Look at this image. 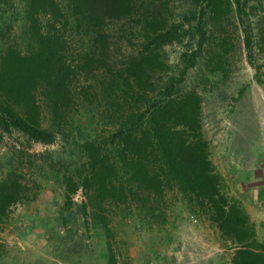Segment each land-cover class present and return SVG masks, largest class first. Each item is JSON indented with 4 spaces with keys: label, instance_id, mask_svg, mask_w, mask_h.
Here are the masks:
<instances>
[{
    "label": "rangeland",
    "instance_id": "1",
    "mask_svg": "<svg viewBox=\"0 0 264 264\" xmlns=\"http://www.w3.org/2000/svg\"><path fill=\"white\" fill-rule=\"evenodd\" d=\"M26 1L0 0V58L8 47L25 53L34 44ZM240 4L243 22L235 0H133L129 12L102 26L106 50L100 38L60 27V53L74 71L70 95L56 103L59 121L48 91L37 93L36 120L55 133L53 141L33 142L0 123V180L15 171L26 192L0 222V264H228L231 249L176 190L151 204L130 196L120 202L114 193L98 192V178L84 166L89 142L112 160L116 121L161 99L166 87L174 96H200L201 130L222 188L248 213L264 242V2ZM39 18L45 22L48 15ZM167 30L174 41L159 43L158 34ZM65 175L79 184L88 178L69 204ZM110 177L106 173V182ZM88 200L102 206L106 225L90 204L84 208Z\"/></svg>",
    "mask_w": 264,
    "mask_h": 264
},
{
    "label": "trees",
    "instance_id": "2",
    "mask_svg": "<svg viewBox=\"0 0 264 264\" xmlns=\"http://www.w3.org/2000/svg\"><path fill=\"white\" fill-rule=\"evenodd\" d=\"M235 1L243 22L240 0ZM132 2L26 1L28 31L34 44L25 53L8 47L0 58V123L4 131L15 128L33 142L47 144L53 141L55 133L41 128L36 120L37 93L44 95L48 91L50 96L47 98L55 105L53 113L59 121L56 103L70 95V78L74 70L60 53L65 42L58 32L70 28L76 34L100 38L98 43L106 50L102 26L108 19L129 12ZM39 15H48V18L42 22ZM244 32L248 61L253 66L250 37L245 27ZM157 37L161 38V44L174 41L169 30ZM260 40L264 43V23ZM84 58L90 60V52H86ZM186 69L181 70L179 82ZM166 89L161 99L131 110L124 120L116 121L109 145L113 151L112 160L107 154L101 155L92 143L86 144L90 152L84 166L88 167L92 177L98 178V192L114 193L120 202L127 201L130 196L139 203L151 204L159 202L167 190H176L189 211L208 221L218 232L224 248L231 249L228 264H264V242L257 239L248 213L223 190L221 176L210 159L208 141L201 130L200 96L194 91L174 96L172 88ZM106 173L113 179L110 177L106 182ZM63 181L67 204L80 185L84 189L88 186V178L79 184L73 175H65ZM24 198L26 192L20 176L15 171L8 172L0 180V222ZM92 203L88 200L83 206L86 208V204H90L97 221L106 225V216L100 212L102 206L97 204L95 207Z\"/></svg>",
    "mask_w": 264,
    "mask_h": 264
}]
</instances>
